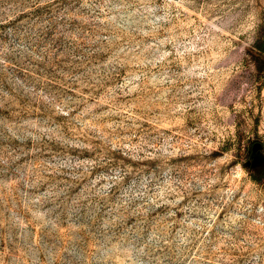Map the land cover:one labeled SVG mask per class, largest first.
Masks as SVG:
<instances>
[{
    "label": "rangeland",
    "instance_id": "obj_1",
    "mask_svg": "<svg viewBox=\"0 0 264 264\" xmlns=\"http://www.w3.org/2000/svg\"><path fill=\"white\" fill-rule=\"evenodd\" d=\"M0 264H264V0H0Z\"/></svg>",
    "mask_w": 264,
    "mask_h": 264
},
{
    "label": "water",
    "instance_id": "obj_2",
    "mask_svg": "<svg viewBox=\"0 0 264 264\" xmlns=\"http://www.w3.org/2000/svg\"><path fill=\"white\" fill-rule=\"evenodd\" d=\"M261 147L262 146L260 144H255L254 147H253L254 153L258 152L261 149Z\"/></svg>",
    "mask_w": 264,
    "mask_h": 264
},
{
    "label": "trees",
    "instance_id": "obj_3",
    "mask_svg": "<svg viewBox=\"0 0 264 264\" xmlns=\"http://www.w3.org/2000/svg\"><path fill=\"white\" fill-rule=\"evenodd\" d=\"M263 48V47H262Z\"/></svg>",
    "mask_w": 264,
    "mask_h": 264
}]
</instances>
